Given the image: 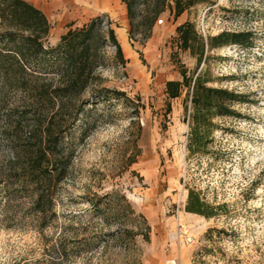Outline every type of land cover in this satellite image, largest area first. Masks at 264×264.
Returning <instances> with one entry per match:
<instances>
[{"label": "rangeland", "instance_id": "rangeland-1", "mask_svg": "<svg viewBox=\"0 0 264 264\" xmlns=\"http://www.w3.org/2000/svg\"><path fill=\"white\" fill-rule=\"evenodd\" d=\"M31 1L50 22L49 46L68 25L106 14L126 63L107 47L76 117L50 114L59 148L72 153L44 214L21 176L24 158L10 177L1 166L12 159L11 146L29 147V129L0 134V264H264V0L196 3L177 18L166 12L142 43L139 35L129 39L120 0ZM186 20L203 36L251 32L249 45L215 48L200 65L208 66L209 85L238 90L245 101L235 105L238 116L214 120L207 153L190 156L185 92L168 99L164 91L167 80L181 78L180 66L196 64L176 46L175 28ZM102 86L130 101L91 93ZM23 97L12 92L9 106ZM188 189L213 206V216L184 209Z\"/></svg>", "mask_w": 264, "mask_h": 264}, {"label": "trees", "instance_id": "trees-1", "mask_svg": "<svg viewBox=\"0 0 264 264\" xmlns=\"http://www.w3.org/2000/svg\"><path fill=\"white\" fill-rule=\"evenodd\" d=\"M128 20V36L139 35L140 42L150 37L160 16L166 12L177 18L196 3L212 0H120ZM45 13L27 0H0V113L4 111L0 134L8 130L17 133L25 125L29 147L11 146V158L5 166L10 177L18 159L24 158L22 178L29 179V195L37 213L44 214L53 204L54 188L60 183L68 167L71 151L63 155L60 129L49 122L50 114L60 110L72 111L73 118L82 109L81 97L97 78V69L105 63V49H114L117 64L126 58L117 39L112 21L106 15H97L80 26L68 25L54 46L45 40L50 31ZM177 49L196 59L192 70L180 66V79L165 82L168 99L185 92L184 111L189 128L186 148L188 156L205 154L211 142L214 121L219 117L238 116L236 104L243 103L242 92L227 87L209 85L208 66L202 70L209 52L226 44L247 46L251 43L249 31L222 30L214 35H201L195 23L186 20L178 24ZM22 92V101L10 105L12 92ZM95 96L129 100L126 93L102 86L91 90ZM80 106V108H79ZM138 113L137 108H134ZM55 111V112H54ZM166 111H170L167 104ZM29 114V121L25 116ZM14 141V140H13ZM13 143V142H12ZM134 161L133 159L131 160ZM12 174V173H11ZM184 209L206 217L214 215L213 206L200 197L199 192L188 189ZM128 210L132 208L128 205ZM215 231L210 228L206 235Z\"/></svg>", "mask_w": 264, "mask_h": 264}, {"label": "crops", "instance_id": "crops-1", "mask_svg": "<svg viewBox=\"0 0 264 264\" xmlns=\"http://www.w3.org/2000/svg\"><path fill=\"white\" fill-rule=\"evenodd\" d=\"M27 1H29V2H31V3H33L35 6H37L38 8H40V6H38L37 4H35L34 2H32L31 0H27ZM121 2V1H120ZM122 3V2H121ZM123 4V3H122ZM125 7V6H124ZM41 9V8H40ZM42 10V9H41ZM126 12V11H125ZM114 28V27H113ZM115 30V29H114ZM116 33V32H115ZM118 39V38H117ZM119 41V40H118ZM120 43V42H119ZM120 45H121V48H122V51H123V46H122V44L120 43ZM124 53V52H123Z\"/></svg>", "mask_w": 264, "mask_h": 264}, {"label": "built area", "instance_id": "built-area-1", "mask_svg": "<svg viewBox=\"0 0 264 264\" xmlns=\"http://www.w3.org/2000/svg\"><path fill=\"white\" fill-rule=\"evenodd\" d=\"M157 21H158L159 23H161V22H162V19H158ZM172 262H173V261H172Z\"/></svg>", "mask_w": 264, "mask_h": 264}]
</instances>
